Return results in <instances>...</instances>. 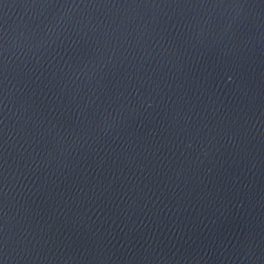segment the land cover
Instances as JSON below:
<instances>
[{
	"label": "water",
	"instance_id": "water-1",
	"mask_svg": "<svg viewBox=\"0 0 264 264\" xmlns=\"http://www.w3.org/2000/svg\"><path fill=\"white\" fill-rule=\"evenodd\" d=\"M0 264H264V0H0Z\"/></svg>",
	"mask_w": 264,
	"mask_h": 264
}]
</instances>
